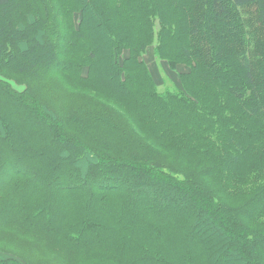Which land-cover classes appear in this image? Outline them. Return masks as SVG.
Returning a JSON list of instances; mask_svg holds the SVG:
<instances>
[{
	"label": "trees",
	"instance_id": "obj_1",
	"mask_svg": "<svg viewBox=\"0 0 264 264\" xmlns=\"http://www.w3.org/2000/svg\"><path fill=\"white\" fill-rule=\"evenodd\" d=\"M154 34L155 55L190 67L176 86L139 59ZM60 78L77 89L53 102ZM13 230L61 264H264V0H0ZM22 249L0 264H50Z\"/></svg>",
	"mask_w": 264,
	"mask_h": 264
},
{
	"label": "rangeland",
	"instance_id": "obj_2",
	"mask_svg": "<svg viewBox=\"0 0 264 264\" xmlns=\"http://www.w3.org/2000/svg\"><path fill=\"white\" fill-rule=\"evenodd\" d=\"M64 1V0H63ZM100 1V0H97ZM103 6V5H102ZM111 7V5H110ZM105 10V16L102 14L101 9H96L95 12V21L93 23V26L89 27L90 32L94 33L97 32V25H103L105 23H107L108 21H110V15L111 13H109V11L105 8L102 7ZM82 19V13L81 12H77L75 13V15L73 16V24L76 28H80V22ZM253 21V20H252ZM151 40H150V44L146 45L144 48H141L137 51V53L139 54V59L140 60H144L145 63L147 64V67L149 69V71L152 73L153 77L156 79V81L159 83V86H162L164 84H169L170 86H176L179 84V78L178 75L181 74L182 72L187 71V69H190V67L187 66V64L179 62L175 65L171 64L167 59H163L158 57L157 55H155V39L157 38V36L152 35L150 36ZM62 39H65V37H63ZM80 51L85 50L84 48L80 47L79 48ZM100 56L102 57V59L104 58V53L102 55V53H99ZM130 54V51L127 50H123L121 53V60L127 58ZM83 75L84 76H88L89 75V66L85 65L83 67ZM57 83L60 84V88H57L55 85L53 86L55 90H58L57 92H47L46 96L49 100L53 101L61 99V95L63 96V99H61L60 102H66L68 99V96L77 88L72 86V83L69 79H64V78H60V79H56ZM62 81V84H61ZM110 79L108 78L105 82L106 83H110ZM31 83L33 84V86L36 89H40V87L36 84L35 80H31ZM15 88L21 92H23L25 90L26 87V81L25 83L22 84V86H16L14 84ZM74 93V92H73ZM54 102V101H53ZM186 139H188V137H184ZM165 154L168 156L169 159L175 161L176 163H178V158L176 156V159L174 157H172L168 152H165ZM188 161H186L185 159L183 160V162H180V164L183 167L189 168L191 165L189 163H187ZM188 173H192L191 170L188 171ZM210 173H214V172H210ZM151 199L148 195V193H144L142 195V199L141 202H150ZM138 205V204H137ZM140 205V204H139ZM168 207H170L169 204H166L165 210H168ZM178 215V214H176ZM219 226V224H216ZM17 233L16 230L11 231ZM3 239V240H2ZM37 239H39L38 236L34 235V236H27V235H13L12 234H7V233H0V249H8V251H18V250H23L22 248L27 249L28 251H30L32 254H36V256L40 259H44V260H48L47 263L50 264H61V257L58 258V256L60 255L59 253H54L51 250L47 249V248H43L41 252H36L33 249V245H31L30 243L36 241ZM7 241L8 243L6 244ZM26 241H29L26 242ZM25 251V250H24ZM37 259V258H35ZM64 264V263H63Z\"/></svg>",
	"mask_w": 264,
	"mask_h": 264
}]
</instances>
